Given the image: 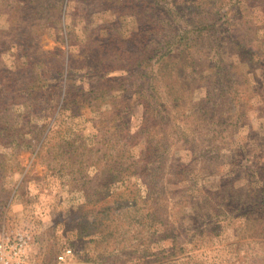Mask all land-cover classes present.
<instances>
[{"label": "rangeland", "instance_id": "obj_1", "mask_svg": "<svg viewBox=\"0 0 264 264\" xmlns=\"http://www.w3.org/2000/svg\"><path fill=\"white\" fill-rule=\"evenodd\" d=\"M208 1L0 0L27 264H264V0Z\"/></svg>", "mask_w": 264, "mask_h": 264}, {"label": "built area", "instance_id": "obj_2", "mask_svg": "<svg viewBox=\"0 0 264 264\" xmlns=\"http://www.w3.org/2000/svg\"><path fill=\"white\" fill-rule=\"evenodd\" d=\"M30 237L24 232L16 235H9L6 232H0V264H27V250ZM72 254L71 250L59 257L64 261Z\"/></svg>", "mask_w": 264, "mask_h": 264}, {"label": "trees", "instance_id": "obj_3", "mask_svg": "<svg viewBox=\"0 0 264 264\" xmlns=\"http://www.w3.org/2000/svg\"><path fill=\"white\" fill-rule=\"evenodd\" d=\"M209 1H212V0H209ZM208 1V2H209ZM221 0H217V2H220ZM214 3H215V1H213ZM173 20L174 21H176L174 18H173ZM172 23V22H171ZM169 57V59L172 57L171 56V52H168V53H165V54H162V57L161 58H168Z\"/></svg>", "mask_w": 264, "mask_h": 264}]
</instances>
